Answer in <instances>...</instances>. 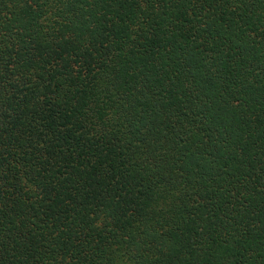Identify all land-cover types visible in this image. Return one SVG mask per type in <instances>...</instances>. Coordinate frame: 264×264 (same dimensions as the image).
<instances>
[{
    "label": "trees",
    "instance_id": "obj_1",
    "mask_svg": "<svg viewBox=\"0 0 264 264\" xmlns=\"http://www.w3.org/2000/svg\"><path fill=\"white\" fill-rule=\"evenodd\" d=\"M0 264H264V0H0Z\"/></svg>",
    "mask_w": 264,
    "mask_h": 264
}]
</instances>
